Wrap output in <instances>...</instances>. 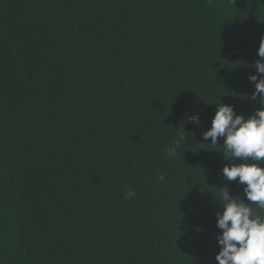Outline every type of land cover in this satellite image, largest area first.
<instances>
[{
    "label": "trees",
    "instance_id": "obj_1",
    "mask_svg": "<svg viewBox=\"0 0 264 264\" xmlns=\"http://www.w3.org/2000/svg\"><path fill=\"white\" fill-rule=\"evenodd\" d=\"M261 36L264 0H0V264H218L247 199L202 133L262 106Z\"/></svg>",
    "mask_w": 264,
    "mask_h": 264
},
{
    "label": "clouds",
    "instance_id": "obj_2",
    "mask_svg": "<svg viewBox=\"0 0 264 264\" xmlns=\"http://www.w3.org/2000/svg\"><path fill=\"white\" fill-rule=\"evenodd\" d=\"M257 55L260 59L252 64L256 72L248 77L255 91L249 96L258 99L262 106L246 117L238 114L234 105L221 100L222 103H216L211 127L202 133V142L210 138L213 145L220 144L218 141L223 137V150L220 151L226 160L233 161L223 167V177L227 181L238 178L247 199L246 203L244 198L231 195L227 185L221 188L222 211L216 213L217 228L222 230L217 236L218 264H264V36L260 38ZM188 119L197 125L201 123L199 112ZM185 140L186 136L180 135L174 145L166 149L167 155L176 157L177 149ZM237 160L240 162L236 163ZM159 178L163 180L164 176ZM134 195L135 191L130 189L125 198ZM252 205L261 211H256Z\"/></svg>",
    "mask_w": 264,
    "mask_h": 264
}]
</instances>
